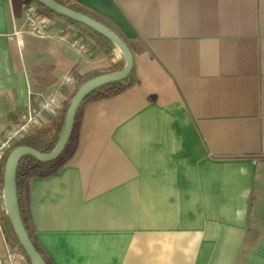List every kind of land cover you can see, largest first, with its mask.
<instances>
[{
	"label": "crops",
	"instance_id": "crops-1",
	"mask_svg": "<svg viewBox=\"0 0 264 264\" xmlns=\"http://www.w3.org/2000/svg\"><path fill=\"white\" fill-rule=\"evenodd\" d=\"M71 1L128 42L134 72L83 103L55 171L23 181L32 240L52 264H264V0ZM25 2L0 0V134L109 63L79 28L90 54L28 33ZM8 251L22 250L0 188Z\"/></svg>",
	"mask_w": 264,
	"mask_h": 264
},
{
	"label": "water",
	"instance_id": "water-1",
	"mask_svg": "<svg viewBox=\"0 0 264 264\" xmlns=\"http://www.w3.org/2000/svg\"><path fill=\"white\" fill-rule=\"evenodd\" d=\"M36 1L59 16L69 18L99 32L115 44L125 60L122 69L92 77L77 89L70 102L59 138L51 151L42 152L32 146L20 145L14 147L6 159L3 175V197L7 216L31 264H48L43 255L36 248L22 218L16 184V171L18 165L21 159L28 155H32L43 161H52L56 159L70 140L78 108L85 98L103 85L126 79L134 69L135 60L133 51L128 42L118 32L98 21L96 18L64 5L57 0Z\"/></svg>",
	"mask_w": 264,
	"mask_h": 264
},
{
	"label": "trees",
	"instance_id": "trees-1",
	"mask_svg": "<svg viewBox=\"0 0 264 264\" xmlns=\"http://www.w3.org/2000/svg\"><path fill=\"white\" fill-rule=\"evenodd\" d=\"M57 1L64 4V5L70 6L76 10L82 11V12L96 18L98 21L106 24L107 26H109L110 28H112L113 30L116 31V29L110 23L105 21L103 18H100L99 16L93 14L92 12L88 11L83 6L73 2L71 0H57ZM39 5H41V4L39 3ZM41 6L44 7L43 5H41ZM44 9H46V8L44 7ZM46 10H48V9H46ZM60 17L63 18L65 21L73 24L77 28H79L80 31L82 33H84L88 39L93 41L96 45L100 46L101 49L104 51V54L107 56L109 63L102 68L90 70V71L80 75L76 79V84H75L74 89L68 93L66 101L63 103V105L60 108V113H61L60 114V124H59L57 132H55L54 134H51L48 132H35L33 134L23 136L22 138L17 140V142L12 146V148L9 149L5 153L3 160H2L1 172H0V188H1V190H3L4 167H5L6 159L8 157V154L10 153V151L14 147L20 146V145L32 146V147H34V148H36L42 152L51 151L53 149V147L55 146L58 138H59V135L61 133V130H62V127L64 124V120H65V116H66V113L68 111L70 102H71L74 94L76 93L77 89L84 82H86L87 80H89L92 77H95V76L100 75L102 73L114 72V71L120 70L124 66L125 60H124L123 56L120 58H116V60H113L114 57H116V53H115L116 46L113 42H111L109 39H107L105 36H103L99 32L87 27L86 25H83L81 23H78V22L71 20L69 18H66V17H62V16H60ZM133 72H134V69H133L132 73L126 79L103 85V86L99 87L98 89H96L95 91H93L91 94H89L85 98V100L82 102V104L78 108L75 123H74V128H73L72 134L70 136V140L67 143L64 150L62 151V153L56 159H54L52 161H43V160L38 159L32 155L25 156L24 158L21 159V161L18 165L17 171H16V184H17V191H18L19 206H20L23 221L25 223V226H26L28 232H29V227H28L26 220L24 219V206H23L22 195H21L23 181L25 180V178L32 176V175H45V174H48V173L55 171L68 158V156L71 153V149L73 147L72 135H73L74 130L76 129V127L78 125V121L80 118V113H81V108H82L83 103L89 99L98 98V97H106V96L114 95L116 93L123 91L126 88V86L132 82ZM8 221H9L12 233L14 235V238L18 241V238H17V236L13 230V227L11 225L9 218H8ZM34 244H35L36 248L38 249V251L43 255V257L45 258L47 263L52 264L51 261L44 254L42 249L38 246V244L35 242H34ZM20 247H21V250L24 252V254L27 256L26 252L24 251V249L22 248L21 245H20Z\"/></svg>",
	"mask_w": 264,
	"mask_h": 264
},
{
	"label": "built area",
	"instance_id": "built-area-1",
	"mask_svg": "<svg viewBox=\"0 0 264 264\" xmlns=\"http://www.w3.org/2000/svg\"><path fill=\"white\" fill-rule=\"evenodd\" d=\"M26 19V31L33 36L45 39L59 36L68 39L70 44L90 54L87 45L83 42L81 32L71 23L65 21L59 15L52 13L33 0H26L24 4ZM122 57L116 54L113 60ZM73 83V79H67V83ZM65 84V85H66ZM67 99V91L64 84L50 91L39 93L36 97V109L30 107L23 115L20 124L0 134V159L23 136L33 134L35 126L39 124L44 113H56ZM0 264H30L22 251H8L0 256Z\"/></svg>",
	"mask_w": 264,
	"mask_h": 264
},
{
	"label": "rangeland",
	"instance_id": "rangeland-1",
	"mask_svg": "<svg viewBox=\"0 0 264 264\" xmlns=\"http://www.w3.org/2000/svg\"><path fill=\"white\" fill-rule=\"evenodd\" d=\"M34 2H36L38 5H39V3L37 2V1H35V0H33ZM41 6V5H40ZM42 7V6H41ZM44 8V7H43ZM76 27V26H75ZM77 28V27H76ZM24 36L26 37V38H30V36L29 35H27V34H24ZM115 53L116 54H121V52L119 51V49L116 47V49H115ZM122 55V54H121Z\"/></svg>",
	"mask_w": 264,
	"mask_h": 264
}]
</instances>
